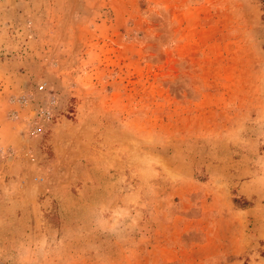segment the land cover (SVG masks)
Returning a JSON list of instances; mask_svg holds the SVG:
<instances>
[{
    "label": "rangeland",
    "instance_id": "rangeland-1",
    "mask_svg": "<svg viewBox=\"0 0 264 264\" xmlns=\"http://www.w3.org/2000/svg\"><path fill=\"white\" fill-rule=\"evenodd\" d=\"M263 14L0 0V264H264Z\"/></svg>",
    "mask_w": 264,
    "mask_h": 264
},
{
    "label": "crops",
    "instance_id": "crops-1",
    "mask_svg": "<svg viewBox=\"0 0 264 264\" xmlns=\"http://www.w3.org/2000/svg\"><path fill=\"white\" fill-rule=\"evenodd\" d=\"M209 183V182H208ZM172 239H175L172 237ZM210 242L209 235L207 234L206 239L204 240V243L202 246H206L207 243ZM150 247H147V258H151L150 264H163L167 261H171L173 259H177L178 255L182 253V250L178 248V246L182 247L181 245V239L177 238L174 243H166L164 241L162 244L158 243H150ZM154 252V254H152ZM155 252H159L158 255H155Z\"/></svg>",
    "mask_w": 264,
    "mask_h": 264
},
{
    "label": "trees",
    "instance_id": "trees-1",
    "mask_svg": "<svg viewBox=\"0 0 264 264\" xmlns=\"http://www.w3.org/2000/svg\"><path fill=\"white\" fill-rule=\"evenodd\" d=\"M262 19H263V21H264V14L262 15ZM263 47H264V46H263ZM233 202H234L237 206H240V207H244V206L247 205L246 202L239 203L238 200H237V198H234V199H233ZM263 256H264V252H263Z\"/></svg>",
    "mask_w": 264,
    "mask_h": 264
}]
</instances>
